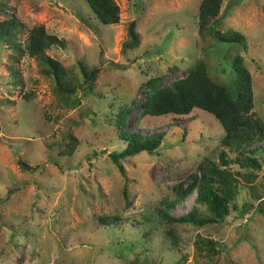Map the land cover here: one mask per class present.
<instances>
[{
	"label": "rangeland",
	"instance_id": "obj_1",
	"mask_svg": "<svg viewBox=\"0 0 264 264\" xmlns=\"http://www.w3.org/2000/svg\"><path fill=\"white\" fill-rule=\"evenodd\" d=\"M114 1L119 22L103 25L85 0H0V21L13 15L22 24L20 42L34 25L64 41L47 54L70 77L81 82L77 62L99 68L94 90H77L75 104H65L34 59L10 62V46L0 41V264H264V217L254 210L264 199V141L256 144L258 169L231 166L250 176L239 178L229 215L202 227L169 224L158 209L211 215L194 203L195 189L187 191L198 164L217 160L223 131L210 114L149 117L136 107L126 131L162 133L160 147L120 161L123 176L108 156L124 148L114 127L119 108L143 102L148 79L170 85L199 60L234 95L232 61L240 56L252 78L253 115L264 123V0L222 2L212 29L242 34L244 49L217 42L208 32L213 22L199 34L200 0ZM132 20L140 44L121 53Z\"/></svg>",
	"mask_w": 264,
	"mask_h": 264
},
{
	"label": "trees",
	"instance_id": "obj_2",
	"mask_svg": "<svg viewBox=\"0 0 264 264\" xmlns=\"http://www.w3.org/2000/svg\"><path fill=\"white\" fill-rule=\"evenodd\" d=\"M85 1L99 23L114 25L119 22L120 9L114 0ZM223 1L225 0H200L197 13L198 32L202 34L209 23L213 22V27L208 32L217 42L237 43L244 49L246 44L242 34L220 33L212 29L217 24ZM136 25L134 20L127 24L121 53L139 46L140 34ZM21 32L22 24L13 15L0 21V41H7L10 46V62L17 64L23 57L34 59L41 67L40 73L52 79L53 94L65 104L74 103L72 99L77 90L86 87L90 91L94 90L99 68L77 62L81 80L79 82L76 76L68 75L65 67L58 60L47 54V51L53 47L65 48L63 40L48 34L43 25H34L29 28L23 42L19 40ZM232 71L235 76L234 95L227 87L214 82L207 74L204 61L199 60L188 70L187 76L170 85L157 88L160 77L148 79L144 83L148 90L144 101L137 104L133 100L128 106L119 108L116 114L115 133L124 144V148L119 152H110L108 156L122 176L124 168L120 161L141 152L148 154L156 152L164 138L162 133L143 135L140 132L126 131L128 118L136 107H140L143 116L149 117L169 114L184 116L189 115L193 110H202L210 114L222 128L223 135L218 143L217 160L204 158L196 168L199 174L198 179L195 178L187 190L195 189L194 203L205 204L211 215L202 216L196 207L177 217L171 216L164 209H158L159 216L169 224L190 223L202 227L207 224L222 223L230 213V204L234 200L239 178L246 177L245 179L248 180L250 176L233 170L231 166L236 165L239 169L251 168L252 170L259 168L254 154L260 149L256 144L264 141V123L254 117L252 112L254 100L252 78L240 56L233 59ZM9 74L22 91L23 81L20 71L13 66L9 68ZM23 96L25 100L30 98V94L24 93ZM71 140L74 141V139ZM66 148H68L66 154H71V146L67 144ZM232 153H235L233 157ZM18 165L25 171H34L33 167L22 161H18ZM252 177H254L253 174ZM122 192L125 197L126 189L123 188ZM254 210L264 217V199L257 203ZM102 220L107 222L108 219L102 218ZM204 245L211 254L217 253L211 241H205Z\"/></svg>",
	"mask_w": 264,
	"mask_h": 264
}]
</instances>
